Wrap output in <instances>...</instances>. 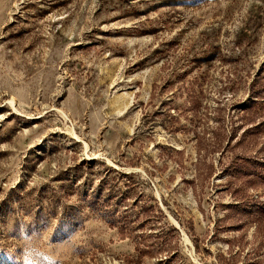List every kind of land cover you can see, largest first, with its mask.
Returning a JSON list of instances; mask_svg holds the SVG:
<instances>
[{
	"label": "rangeland",
	"instance_id": "1",
	"mask_svg": "<svg viewBox=\"0 0 264 264\" xmlns=\"http://www.w3.org/2000/svg\"><path fill=\"white\" fill-rule=\"evenodd\" d=\"M0 264H264V0H0Z\"/></svg>",
	"mask_w": 264,
	"mask_h": 264
},
{
	"label": "bare ground",
	"instance_id": "2",
	"mask_svg": "<svg viewBox=\"0 0 264 264\" xmlns=\"http://www.w3.org/2000/svg\"><path fill=\"white\" fill-rule=\"evenodd\" d=\"M8 102L10 103V105L12 106V108L15 110V111H18V109H17V100L14 98V97H12V98H10V99H8ZM57 111H59V110H57ZM66 113V112H65ZM64 114V113H63ZM68 117V116H67ZM70 118V117H69ZM68 118V119H69ZM72 126V125H71ZM71 128V130L69 131L70 133H71V135H73L74 137H76V138H79V136L77 135V133L73 130V128L72 127H70ZM85 146H86V149L88 148V144L85 142ZM107 160L109 161V162H111V160L109 159V158H107ZM176 223V222H175ZM185 242L186 243H191L190 242V239H189V237H187L186 236V234H185Z\"/></svg>",
	"mask_w": 264,
	"mask_h": 264
}]
</instances>
